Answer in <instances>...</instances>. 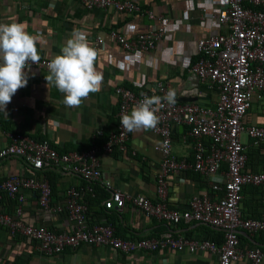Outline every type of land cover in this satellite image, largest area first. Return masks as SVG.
<instances>
[{
	"label": "crops",
	"instance_id": "0c3cea01",
	"mask_svg": "<svg viewBox=\"0 0 264 264\" xmlns=\"http://www.w3.org/2000/svg\"><path fill=\"white\" fill-rule=\"evenodd\" d=\"M128 1L137 4L141 12L151 11L155 16L163 15L170 20L161 40L150 52H122L107 36L111 30L126 34L130 25H134L135 32L149 31L155 22L142 13L122 15L112 8L107 11L87 10L75 0H0V23H25L29 34L41 36L43 42L37 44L40 57L51 59L59 55L74 29L85 33L89 43L96 37L105 39L95 61L96 70L103 74L101 89L91 93L79 107L65 106L63 94L51 85L46 86L44 75L48 73L37 69L24 70L28 76L27 85L16 91L4 112L0 111V148L9 142L7 134L21 133L37 142H48L60 153L88 150L97 139L94 138L97 131L108 137L116 129L119 102L114 92L117 87L131 86L138 92L150 90L161 82L168 94H172L174 102L194 103L204 109L214 107L216 94L189 70L197 60V41L223 31L212 15L222 9L227 0ZM193 98L197 100H183ZM244 123L264 127V98L252 102ZM242 136L247 152L251 140L244 134ZM96 141L100 143L104 137ZM171 142L176 161L192 165L193 142L188 128L173 126ZM160 144L161 138L150 130L130 132L125 150L113 147L110 153L98 154L103 177L124 194L141 195L154 201L163 161L158 150ZM209 144V141L205 142V147L208 148ZM252 160L258 170L252 172H264V157L253 156ZM225 168V163L219 165L218 176L223 181ZM49 171L56 175L55 198L59 197L61 202L68 188L82 186V181L69 172ZM14 175L31 176L32 173L20 159L0 162V181ZM166 183L169 209L186 210L193 196L213 194L207 179L189 167L167 176ZM24 195L26 200L19 216L22 224L41 225L58 232L71 231L72 225L66 215L52 214L39 208L37 194L24 192ZM240 209L245 218L264 216V185L244 187ZM1 210L14 215L13 207L8 203H4ZM107 219L115 223L119 234L117 230L115 232L125 240L153 238L167 227L164 223L145 218L130 203L120 212L102 210L100 222ZM170 229L185 240L198 242L207 240L209 234L214 238L219 234V231L197 223L180 224ZM261 234L250 235L240 231L242 239H239V246L242 249L259 247L264 251V233ZM39 245L25 236L13 237L0 227V264H218L217 255L211 252H176L163 248L154 252L123 254L108 247L82 245L45 256L38 251ZM232 264L248 263L241 260Z\"/></svg>",
	"mask_w": 264,
	"mask_h": 264
},
{
	"label": "built area",
	"instance_id": "2783aa9c",
	"mask_svg": "<svg viewBox=\"0 0 264 264\" xmlns=\"http://www.w3.org/2000/svg\"><path fill=\"white\" fill-rule=\"evenodd\" d=\"M16 1V0H14ZM87 10L107 11L132 15L142 13L155 22L149 31L135 32L130 25L128 33L108 32V38L116 48L125 53H147L156 48L165 33L169 19L163 15L155 16L151 11L141 12V8L128 0H75ZM212 18L223 28L217 35H210L197 41V60L191 66L193 74L209 91L216 94L213 108L204 109L194 103H171L162 99L156 105L159 122L150 129L161 138L159 152L163 156L158 176L154 201L141 196H130L116 189L105 180L97 159L99 153H110L113 147L125 150L130 132L120 126L122 114H130L143 97L168 94L166 86L159 82L150 90L135 92L125 87L115 88L119 102L116 129L109 133L105 141L103 133L97 131L91 147L86 151L58 153L48 142H37L21 133L7 134L9 142L0 148V162L7 159H20L31 176L14 175L0 181L1 193L16 199L13 216L5 214L0 207V227L8 233L25 236L40 243L38 251L45 256L60 254L66 249L79 246L108 247L116 252L130 254L136 251L154 252L170 249L176 252H211L217 255L218 264H232L246 260L248 264H261L264 251L259 247L242 249L239 246V232L250 235L264 233V216L250 219L242 216V191L246 186L264 185V172L247 170L246 147L242 135L253 144L264 143V127L244 123L246 113L254 100L264 98V0H227ZM97 55L105 45L104 37H96L89 43ZM50 59L40 57L38 64L29 61L25 70H41L48 73ZM185 126L193 142V163L177 162L172 155L171 128ZM209 141V147L205 142ZM226 164L222 175L218 176L219 165ZM187 167L207 179L213 190L212 195H195L186 210L169 209L167 206L166 177L184 171ZM60 170L69 172L87 184L106 193L102 200L105 210L120 212L130 203L145 218L164 223L167 227L153 238L122 239L116 236L110 225L89 226L87 206L79 202L81 190L70 187L65 191L62 205H52L49 183L37 177L43 171ZM91 185V186H90ZM210 188V187H209ZM24 192L37 194L39 207L52 214H64L71 222V231H54L44 226L22 224L19 216L25 203ZM220 193V195H219ZM197 223L208 226L222 234V244L212 240H185L171 226Z\"/></svg>",
	"mask_w": 264,
	"mask_h": 264
},
{
	"label": "clouds",
	"instance_id": "9594fccd",
	"mask_svg": "<svg viewBox=\"0 0 264 264\" xmlns=\"http://www.w3.org/2000/svg\"><path fill=\"white\" fill-rule=\"evenodd\" d=\"M42 42L41 36L29 34L25 23H0V111L4 112L16 91L27 85L24 70L29 67V61L39 63L37 44ZM96 59L97 52L85 33L74 29L60 54L47 63L46 86L51 85L63 94L65 106L79 107L91 93L101 89L103 74L95 68ZM162 99L171 103L173 96L171 93L163 98L145 95L130 114L121 115L120 126L128 132L155 128L159 122L155 106L162 105Z\"/></svg>",
	"mask_w": 264,
	"mask_h": 264
},
{
	"label": "trees",
	"instance_id": "16d2710c",
	"mask_svg": "<svg viewBox=\"0 0 264 264\" xmlns=\"http://www.w3.org/2000/svg\"><path fill=\"white\" fill-rule=\"evenodd\" d=\"M44 73H47V72H44ZM125 88L131 89V86H128ZM132 90H134V89H132ZM135 92H137V91H135ZM247 113H246V115H247ZM106 139H107V135L104 136V141ZM39 142H41V140H39ZM250 142H251L250 143L251 147L246 152V156H247L246 166L249 168L250 171H256L257 172L258 170H257L255 164L253 163L252 158H253V156L264 157V143H260L259 145L255 146L252 141H250ZM63 152H61V153H63ZM58 153H60V152H58ZM37 177L45 178L48 181L49 187H50L51 204L52 205H62L64 202V199L61 202L59 197L55 198V180H56L55 173L53 171H43V173L38 174ZM87 186H88L87 184L82 182V186L75 187V188L78 190L79 189L81 190L79 202L83 203L87 206V220H88L89 226H100V225L106 224V225H110V226L114 227L115 223L111 222V220L107 219L105 222H100V220H99V217H100L102 210L104 212L111 211V210H105V208L102 206V200L104 197H106V193L103 190H99L98 187H96V186H92V192H91L89 190H86ZM1 196H2L1 201H0L1 207H3L4 203H8L10 207H13V214H14L15 206L18 205L16 199L9 197L6 192H2ZM37 202H38V200H37ZM59 202H61V203L57 204ZM112 211H114V210H112ZM47 229H49V228H47ZM114 229H115V227H114ZM49 230H51V229H49ZM116 230L119 234L118 229H116ZM115 234H116V236H118L117 233H115ZM260 235H262V234L260 233ZM221 236H222V234L219 232V234L217 235L218 238L217 237L214 238L212 236V234H209L206 239L212 240L214 242L216 241L217 244L219 243L218 245H221L223 242ZM238 238L242 239V236L238 235Z\"/></svg>",
	"mask_w": 264,
	"mask_h": 264
},
{
	"label": "water",
	"instance_id": "95a60500",
	"mask_svg": "<svg viewBox=\"0 0 264 264\" xmlns=\"http://www.w3.org/2000/svg\"><path fill=\"white\" fill-rule=\"evenodd\" d=\"M183 100H184V102H195L197 99L193 98V99H183Z\"/></svg>",
	"mask_w": 264,
	"mask_h": 264
},
{
	"label": "rangeland",
	"instance_id": "374dc122",
	"mask_svg": "<svg viewBox=\"0 0 264 264\" xmlns=\"http://www.w3.org/2000/svg\"><path fill=\"white\" fill-rule=\"evenodd\" d=\"M243 137V136H242Z\"/></svg>",
	"mask_w": 264,
	"mask_h": 264
}]
</instances>
